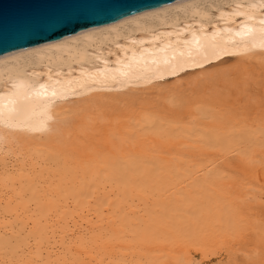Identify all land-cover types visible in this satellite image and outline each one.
<instances>
[{
	"label": "bare ground",
	"instance_id": "bare-ground-1",
	"mask_svg": "<svg viewBox=\"0 0 264 264\" xmlns=\"http://www.w3.org/2000/svg\"><path fill=\"white\" fill-rule=\"evenodd\" d=\"M231 55L242 60L243 64L236 60L237 64L241 63L240 67L248 66L254 60L264 61V0H177L0 55V164L1 167L6 165L5 157L10 152L13 155L20 154L22 158L30 157L29 162L31 160L30 163L27 161V164H21L24 163L23 160L19 163L21 166L16 164L18 172L14 168L15 174L10 170V175L1 172L4 174L1 176L0 173V183L3 187H12L14 191L11 192H15L12 195L16 197L13 199L17 200V203L13 200L14 204L7 200L2 211L19 213L18 209H25L26 212L30 202L35 206L29 205L32 208L29 210L30 214L34 213L33 227L26 229L25 233H20L23 230L7 233L3 229L13 225L18 217L16 214L12 221L0 225V254L14 259L33 240L37 244L35 256H39L40 243L47 241V235H50L48 221L46 223L49 226L43 223L47 216L49 219L52 216L49 213L59 211L61 207L68 208L65 203L68 197L75 198V202L79 203V207L76 208L75 205L76 210L81 209L94 190L105 186L106 182L107 185L120 186V190L115 187L118 191L115 198L120 200L116 201L114 198L113 207L118 209L114 212H119V220H128L130 230L139 240L157 235L160 230L167 231L162 228L165 223H174L173 226L176 224L181 229L182 226L177 224L184 222V230L195 228L205 223V214L210 211L219 213L216 215L219 217V224L222 221L221 225L225 228L231 227L235 214L231 206L222 201L217 206H212L214 197L209 193L211 186L209 182L205 184L214 171L211 166L186 173L185 177L182 176L184 179L177 181L159 159L113 145L105 152L96 150L97 157L85 161L76 169L52 168L49 163L53 152L41 143L64 128L69 127L65 132L74 133L79 138V132H86L85 129L89 132V129L92 130L90 127L97 122L114 121L116 118L106 114L103 107L116 106L122 99L137 94L138 89L152 90L149 93L138 91L141 92V98L151 95L153 90L155 96L160 95L162 90L169 91L172 88L166 77L176 76L174 80H177L182 76L192 75V81L202 75L222 73L223 68H217L216 65L229 60ZM251 67L253 68V64ZM188 69L192 71H187ZM138 85L141 88H137ZM120 89L123 91L118 93ZM205 108L202 105L196 107L203 116L207 114ZM243 125H231L223 130L210 127L203 130L206 128L201 127L202 130L196 134L197 138H193L192 125L185 128V131L188 137L228 150L229 153L235 150L248 151L250 146L264 143L262 126ZM141 126L162 124L147 117ZM84 134L87 136V132ZM7 153L9 154L5 156ZM224 153L227 152L223 151ZM43 163L46 165H42L43 168L24 173L29 166L34 169L36 165L38 167ZM24 165L28 167L25 169ZM7 167L0 171H5ZM23 168L25 170L22 172ZM198 172L199 176H194ZM20 179H23L22 185ZM16 180H20L21 186L16 188L17 191L14 188ZM44 180L46 184L48 182L47 187L41 184H44ZM182 182H186L185 185ZM135 188L157 198L154 202L156 207H148V202L147 207L146 204L145 208L142 207L145 217L137 215L136 211L131 214L123 213L124 205L130 201V190L134 189L131 191L134 194ZM107 197L103 196L98 204H105ZM98 198L100 197L96 200ZM69 214L70 212L67 216ZM24 215L28 219L32 217L27 216V213ZM114 215L112 213L106 216V220ZM34 217L37 219L34 220ZM102 217L86 219L84 222H92V230L103 224ZM38 218L46 219L42 220V224ZM25 222L19 229H23ZM59 237L61 242L63 236ZM201 249L204 253L210 252L206 248ZM172 257L178 259L177 255Z\"/></svg>",
	"mask_w": 264,
	"mask_h": 264
},
{
	"label": "rangeland",
	"instance_id": "rangeland-1",
	"mask_svg": "<svg viewBox=\"0 0 264 264\" xmlns=\"http://www.w3.org/2000/svg\"><path fill=\"white\" fill-rule=\"evenodd\" d=\"M224 7H227V4H224ZM235 56L231 55L229 60L216 65L217 68H223L222 73L213 76L202 75L203 78L200 76L199 79L192 81L190 80L192 75L182 76L177 80H174L176 76H169L165 78L172 88L169 91L162 90L160 95L155 96V90H153L151 95L141 98L139 93H149L152 90L141 91L138 89L137 94L122 99L116 103V106L103 107L102 110L106 114L116 119L97 122L93 127H90L92 130L89 129V132L85 129L87 136L84 134L86 132H79L81 138H76L74 133L65 132L70 129L68 127L41 141L53 152V158L49 163L52 168L69 167V169H76L75 167H80L85 161L97 157L96 150L105 152L107 148L113 145H120L119 148L131 149L138 154H149L159 159L166 169L172 175L174 174L177 181L178 179L179 181L182 180L181 178L184 179L186 173L189 174L191 171L194 172L202 167L211 166L210 168L213 167L214 171L209 175L205 184L209 182L213 188L210 187L209 191L210 195L214 197L212 206H217L221 201L231 206L235 213L231 227L225 228L221 225L222 221L219 224V217L216 216L219 213L210 211L205 214V223L195 228L184 230V222L177 224L182 226L181 229L180 227L177 228L176 224L173 226L174 223H165L162 228L167 231L160 230L157 235L139 240L135 233L130 230L131 226L128 225V220H119L117 216H120L119 212H117L118 214L114 212L118 209L113 207L112 202L120 200L115 198L116 193H118L116 189L120 186H112L109 183L107 185L106 182L105 186H101L103 190L101 187L96 189L97 191L94 190L92 197H88L89 201H86L82 205L83 207H80L81 209L76 210L75 205L77 208L79 203L75 202V198L68 197L65 201L68 208L66 206V208L61 207L59 211H52L56 215L50 212L49 216L52 215V219L47 216L45 222H43L44 218H38L40 223H48L51 227L47 228L48 234H50L47 235L48 240L40 243L41 256H35L37 244L32 240L28 247L14 259L8 256L9 259L1 253L0 264H264V181H262L264 180V143L257 146L252 145L248 151L239 152L235 150L229 153L228 150L209 146L200 142L199 139H193L194 136L197 138L196 134L203 127L206 128L203 130H208L209 127L210 129L223 130L231 125L245 124L243 126L260 125L264 128V61L255 62L254 60L252 62L253 68L251 67L252 64L241 66V68L239 64L241 65L242 60H237ZM236 60L241 63L238 62L237 64ZM249 66L252 70L249 69ZM187 71L192 70L188 69ZM138 86L137 88H141L140 85ZM122 91L123 89H120L118 93ZM75 98L71 97V99ZM199 105L207 108H205L207 111L205 116L198 113L196 107ZM147 117L160 121L162 126H141ZM190 126L193 128V138L188 137L185 131V128ZM221 150L229 154H223ZM9 155L10 158L5 157L7 163L4 166L8 167L0 173L4 172V174L10 175L14 172L13 169L16 164L19 166L27 164L28 159H30V157L22 158L20 154L13 155L11 152ZM42 165L44 163L38 167L36 165L33 169L28 164L27 170L25 169L28 166L24 165L25 169L23 168L22 172L25 170L24 173L28 174L31 170L36 169L37 171L46 166L42 167ZM1 166L0 164V170H3L4 167ZM15 169L18 172L17 168ZM9 170L13 172L11 173ZM199 173L194 176H199ZM4 174L1 173V176ZM20 180L21 184L18 180H16L18 183L16 181L14 183L16 191L19 184L22 185L23 183V179ZM44 181H42L44 184H41L47 187L48 182L46 184V180ZM186 182H182V184L185 185ZM0 185L2 186L1 183ZM11 188L7 185L0 188V225L12 221L18 215L19 218L17 217V219L20 220L16 219L10 228L3 229L7 233L16 230H23L20 233H25L26 229L33 227L34 213L33 215L32 212L30 214L33 203H28L32 206L27 205L26 209H29L26 212L25 209L24 211L20 209L21 212L18 209L19 213L2 211L7 200L13 204V200H15L17 203V200L13 199L16 197L12 195L15 192ZM118 189L120 190V188ZM11 190L13 191L11 192ZM131 191L134 189L130 190L128 196L130 201L126 203L128 206L124 205L123 213L131 214L136 211L138 212L137 215H143L145 214L143 208L147 202L148 207H156L154 205L157 199L155 196L153 197L150 193L140 191L137 188L134 192L136 195ZM105 194L108 196L105 204L99 202V205L98 201L102 200V197L106 196ZM97 197L100 198L96 200ZM4 209H6L5 206ZM23 212L27 213V216L32 215V217L28 219ZM69 212L70 214L67 216ZM173 212L175 211L173 210ZM176 212L178 211L176 210ZM112 213L116 215L111 219H116L109 220L108 218L107 221L106 216L108 217ZM87 214L89 215L86 216ZM80 215L84 217L81 218ZM94 217H102L101 223L103 224L91 230L92 222H84V220ZM35 219L37 217H34ZM110 221L113 222L110 224ZM125 221L127 224H124ZM23 222H25L23 229H19ZM48 224L47 226H49ZM109 225L111 227H108ZM52 229L54 230L52 231ZM65 235L66 237H64ZM79 235L81 236L76 238ZM59 236H63V239L61 238L62 243L59 242ZM201 248H206L205 250H210V252L204 253ZM175 255L178 256L177 260L172 257Z\"/></svg>",
	"mask_w": 264,
	"mask_h": 264
},
{
	"label": "water",
	"instance_id": "water-1",
	"mask_svg": "<svg viewBox=\"0 0 264 264\" xmlns=\"http://www.w3.org/2000/svg\"><path fill=\"white\" fill-rule=\"evenodd\" d=\"M177 0H0V55Z\"/></svg>",
	"mask_w": 264,
	"mask_h": 264
}]
</instances>
